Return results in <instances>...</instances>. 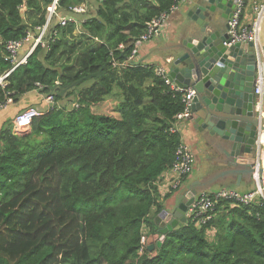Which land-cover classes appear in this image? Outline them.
<instances>
[{
    "label": "trees",
    "instance_id": "16d2710c",
    "mask_svg": "<svg viewBox=\"0 0 264 264\" xmlns=\"http://www.w3.org/2000/svg\"><path fill=\"white\" fill-rule=\"evenodd\" d=\"M53 1L0 0V76L13 67L6 42L37 33ZM84 1H58L49 48L39 45L0 86L9 105L33 91L69 99L34 116L27 135L10 119L0 129V264H264L260 197L220 199L206 224L190 216L153 250L142 240L158 235L161 185L183 142L171 127L185 104L154 64L130 57L176 0H94L77 34L74 22H57ZM101 71L93 85L59 94Z\"/></svg>",
    "mask_w": 264,
    "mask_h": 264
},
{
    "label": "water",
    "instance_id": "95a60500",
    "mask_svg": "<svg viewBox=\"0 0 264 264\" xmlns=\"http://www.w3.org/2000/svg\"><path fill=\"white\" fill-rule=\"evenodd\" d=\"M237 0H191L187 18L180 23L179 41L169 58V76L180 87H192L191 112L186 118L205 140L218 141L223 147V160L228 167L210 173L187 185L180 194L174 212L163 209L155 218L162 240L173 229L187 221L188 208L197 195L211 190L227 178L237 187L252 181L254 149L260 128L254 84L256 54L252 42L231 43L229 20L235 12ZM264 52V18L260 29ZM104 72L90 74L86 79L62 88H85L96 82ZM149 236L148 247H161Z\"/></svg>",
    "mask_w": 264,
    "mask_h": 264
},
{
    "label": "built area",
    "instance_id": "2783aa9c",
    "mask_svg": "<svg viewBox=\"0 0 264 264\" xmlns=\"http://www.w3.org/2000/svg\"><path fill=\"white\" fill-rule=\"evenodd\" d=\"M59 0H54L49 7L46 23L42 26L36 27L37 33L29 31L26 37L18 40H9L6 42V55L5 59L9 61L13 67L6 73L0 76V86L5 87L7 85V79L9 75L20 65L27 63L29 56L41 45L45 48H49V38L56 36L57 32L54 30L51 32V26L57 4ZM188 0H176L172 7L159 16L152 19L147 26V30L140 37V41L147 42L160 35L168 22V19L172 13H174L181 3ZM86 4L74 5L70 7V12L59 16L58 23L62 26H66L71 22L76 23V15L78 13H84L86 11ZM248 0H237L235 12L233 17L229 20L228 33L231 38V43L235 42H252L255 46L257 53L256 57V78L254 84V94L256 97V105L259 111L260 122L264 125V52L262 48L260 29L264 18V2L254 6L255 15L249 19L247 17ZM252 19V20H251ZM248 21V22H247ZM51 34V35H50ZM29 47L24 52L25 47ZM123 46V45H122ZM121 46V47H122ZM24 52V53H23ZM137 50L134 49L130 59H134V55ZM157 74L162 77L170 88L176 92L182 93V100L185 104L184 110L176 115L171 131H177V124L186 120L191 112L192 98L195 91L192 87H180L171 81L169 76V70L160 66L156 69ZM42 87V86H40ZM44 100L47 104L45 110H40L36 107L27 108L22 114L18 115L14 121L13 130L16 133H23L31 125V121L34 116L45 113L56 107H62L55 99L54 92H50L44 95ZM11 99L4 101L0 100V110L6 109L11 103ZM264 130L260 128L255 149L254 157L255 162L253 164L252 180L255 182L254 189L250 192H241L236 188L221 187L214 191H204L197 195L194 203L188 208L186 213L187 219L190 216H194L197 219V226L201 227L213 218V212L217 209V203L220 199H234L240 202L249 203L256 198L260 197L264 200ZM195 157L193 150L188 143L183 141L177 149V160L173 164L170 174H165L164 181L169 186L176 188L183 184L184 177L190 175L194 169ZM142 240H147V235L144 233Z\"/></svg>",
    "mask_w": 264,
    "mask_h": 264
},
{
    "label": "crops",
    "instance_id": "0c3cea01",
    "mask_svg": "<svg viewBox=\"0 0 264 264\" xmlns=\"http://www.w3.org/2000/svg\"><path fill=\"white\" fill-rule=\"evenodd\" d=\"M93 1L94 0H88L80 3V4L83 3L86 4L85 6L86 11L85 13L82 12L76 15L77 21L75 24L77 26L76 27L77 33H79L81 30V23L85 21L86 18L89 17L86 16L87 10L88 8H91V6L94 7ZM252 1L253 3L251 4V0H248L247 17H249V19L251 17L253 19L255 15L254 6L258 4H262L264 2V0H252ZM190 2L191 0L181 3L179 8L170 15L164 31L160 35L156 36L150 41L139 42L137 48L138 50L134 55V59H133L135 62L143 63L144 65L154 64L157 67V69L160 66H164V67L166 66L170 68L168 63L170 54L173 52V48L175 47L176 43L179 41L180 23L184 18H187L188 16ZM30 93H34V94L29 95ZM30 93L24 95V97L18 104H11L6 109L0 110V129L2 128V126L4 125L7 119L11 120L12 129H13L14 121L16 117L22 114L25 110L21 111V109L28 105H32L33 107L39 108L40 110H45L47 108V104L42 94H40L38 91H33ZM58 102L61 106H65L69 103V99H65ZM177 131L180 133L183 141H185L186 143H188V145L191 146L195 157V164H194L193 172L188 176V178L185 180L184 185H182V187L179 188V190L174 191L175 189L174 190L169 189L167 187L168 185L166 184V182L161 185L162 189L164 190L162 191V195H166L164 201V209L169 210L171 213L174 212L176 204L179 201L180 194H182V190L187 185L191 184L193 181L201 179L202 177L210 173L228 167L227 165L223 164L222 158L224 159L225 157L224 154L222 153L223 152L222 145L219 144L218 141H214V140L207 141L203 137L199 136L198 131L190 121L184 120L182 122H179V124H177ZM200 163L201 166L199 167ZM252 181H243L241 185L237 187L236 185L233 184V182H235L233 178H227L220 184L216 185L215 188L213 187L211 191L217 190L221 187H227V188H236L242 192H250L254 189V185ZM158 230H159V226H158Z\"/></svg>",
    "mask_w": 264,
    "mask_h": 264
},
{
    "label": "rangeland",
    "instance_id": "374dc122",
    "mask_svg": "<svg viewBox=\"0 0 264 264\" xmlns=\"http://www.w3.org/2000/svg\"><path fill=\"white\" fill-rule=\"evenodd\" d=\"M253 3V1L251 0V4ZM252 8H253V6H252ZM91 12H92V9L90 8L89 9V12H88V14L86 15V16H88L89 14H91ZM251 12H252V10H251ZM76 34H77V32H76ZM32 94H34V93H30L29 95H32ZM71 98H75V95H73ZM14 131V130H13ZM30 131H31V129L30 128H28V129H26V131L25 132H23V133H17V134H20V135H24V134H29L30 133ZM14 133H16L15 131H14ZM259 133V132H258ZM194 164H195V162H194ZM201 166V163H200V165H199V167ZM253 182V185L255 186V182L254 181H252ZM184 183L185 182H183V184L182 185H184ZM181 185V186H182ZM168 187H169V184H168ZM170 187H172L171 185H170ZM216 186H214V188H215Z\"/></svg>",
    "mask_w": 264,
    "mask_h": 264
},
{
    "label": "clouds",
    "instance_id": "9594fccd",
    "mask_svg": "<svg viewBox=\"0 0 264 264\" xmlns=\"http://www.w3.org/2000/svg\"><path fill=\"white\" fill-rule=\"evenodd\" d=\"M146 233V232H145ZM159 233V232H158ZM147 234V233H146ZM143 235H144V233H143ZM147 237H148V235H147ZM155 237V236H154ZM165 239V238H164ZM164 239L162 240V235L159 233L158 235H157V237L155 238V242L156 241H158V240H162V241H164ZM148 240H149V238H147V243H148ZM149 245V244H148Z\"/></svg>",
    "mask_w": 264,
    "mask_h": 264
},
{
    "label": "bare ground",
    "instance_id": "6f19581e",
    "mask_svg": "<svg viewBox=\"0 0 264 264\" xmlns=\"http://www.w3.org/2000/svg\"><path fill=\"white\" fill-rule=\"evenodd\" d=\"M255 54H256V57H257V53H256V50H255ZM264 130V129H262ZM263 137H264V134H263ZM264 139V138H263ZM263 172H264V167L262 168Z\"/></svg>",
    "mask_w": 264,
    "mask_h": 264
},
{
    "label": "flooded vegetation",
    "instance_id": "af4514ba",
    "mask_svg": "<svg viewBox=\"0 0 264 264\" xmlns=\"http://www.w3.org/2000/svg\"><path fill=\"white\" fill-rule=\"evenodd\" d=\"M256 78V77H255ZM224 159L222 158V160H225V159H227V157L224 155ZM223 164H225V165H227L226 163H223ZM228 166V165H227ZM253 166V165H252ZM220 184V183H219Z\"/></svg>",
    "mask_w": 264,
    "mask_h": 264
}]
</instances>
